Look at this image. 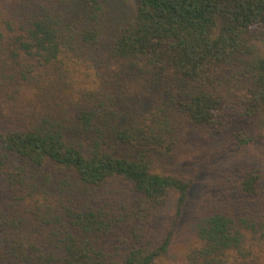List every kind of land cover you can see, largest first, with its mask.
<instances>
[{
    "label": "trees",
    "instance_id": "trees-1",
    "mask_svg": "<svg viewBox=\"0 0 264 264\" xmlns=\"http://www.w3.org/2000/svg\"><path fill=\"white\" fill-rule=\"evenodd\" d=\"M121 1L0 0V264H264V169L207 182L177 257L193 179L149 157L176 108L226 151L261 137L264 0Z\"/></svg>",
    "mask_w": 264,
    "mask_h": 264
},
{
    "label": "rangeland",
    "instance_id": "rangeland-1",
    "mask_svg": "<svg viewBox=\"0 0 264 264\" xmlns=\"http://www.w3.org/2000/svg\"><path fill=\"white\" fill-rule=\"evenodd\" d=\"M11 1L1 0L3 2L2 5L7 8ZM120 3L121 7L123 5L121 8L124 12L123 15L129 16L126 18V21H128L131 15V1L126 0L125 4L122 1ZM253 45L258 53L264 56V35L255 36ZM71 55L73 54L71 53ZM73 57L77 58V55H73ZM80 59L83 60L81 55ZM173 114L178 120L173 122V125L178 129L172 130L174 132L171 137L176 141L174 144L171 143L170 152L161 156L149 155V157L152 160L153 172L184 180L193 179L183 216L175 230L171 245V254L180 257L184 250V244L189 238L187 226L192 221L191 216L205 190L207 182L213 176L220 175L224 170L231 168L235 170L239 165L264 169V115L259 119L258 123L261 136L259 139L247 146L226 151L224 143L215 140L214 137L204 130L192 128L190 124H186L178 108ZM121 152H123L122 149L119 150V153ZM173 212L174 206L170 203L164 213L163 222L165 221V225L164 223L160 225L161 236L166 230L167 222ZM170 260L175 261L174 259H169L166 263L170 264Z\"/></svg>",
    "mask_w": 264,
    "mask_h": 264
}]
</instances>
